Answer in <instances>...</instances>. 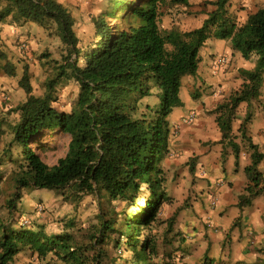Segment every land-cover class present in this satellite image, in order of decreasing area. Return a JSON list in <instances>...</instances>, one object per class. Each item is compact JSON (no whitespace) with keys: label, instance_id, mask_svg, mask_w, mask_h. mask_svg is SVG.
Listing matches in <instances>:
<instances>
[{"label":"trees","instance_id":"16d2710c","mask_svg":"<svg viewBox=\"0 0 264 264\" xmlns=\"http://www.w3.org/2000/svg\"><path fill=\"white\" fill-rule=\"evenodd\" d=\"M187 1L107 0L109 8L92 18V35L83 43L74 31V17L57 0H0V24H34L52 32L65 52L42 96L33 95L24 68L18 87L26 100L6 109L16 119L0 154L1 180L10 189L1 206L7 218H0V264H18L22 253L40 262L51 256L61 264H170L169 253L159 254L153 230L168 201L159 165L169 151L168 118L182 106L181 77L197 71L199 52L212 37L227 41L242 60L254 62L251 70H241L240 90L213 112L221 142L231 145L235 163L239 148L232 123L237 108L242 103L250 107L264 85V7L237 25L226 10L228 0H216L199 27L163 33L159 20L164 10ZM0 75H15L1 53ZM61 80L77 87L67 111L53 105ZM150 85L158 91V103L142 109ZM251 117L247 112L238 127L241 140L253 149L244 169L248 196L239 199L240 207L260 190L257 166L262 156L247 136ZM52 133L66 136L67 143L64 155L48 165L43 155L52 150L46 140ZM27 189L62 193L77 205L90 197L89 220L95 223L82 230L80 239L63 230L47 233L30 224L22 228L24 218H12ZM171 228L167 225L164 234ZM162 243L171 241L165 237Z\"/></svg>","mask_w":264,"mask_h":264},{"label":"rangeland","instance_id":"374dc122","mask_svg":"<svg viewBox=\"0 0 264 264\" xmlns=\"http://www.w3.org/2000/svg\"><path fill=\"white\" fill-rule=\"evenodd\" d=\"M57 1L62 3L74 17V31L83 43H86L92 35V18L97 17L105 9L109 8L106 3L107 0ZM215 1L188 0L186 6L179 5L165 9L159 20L160 30L163 33L172 29L184 32L199 27L206 18L207 13L214 10V6L211 4ZM262 7H264V0H228L226 4L229 16L237 25L243 24L248 15ZM8 25L10 24L8 23ZM10 26L15 31L18 30L17 34L12 33L11 37L7 35L6 37L9 39H5L3 34L0 35V53L6 57L15 69L13 77L10 79L3 78L7 80L3 89L9 87L11 90L0 88V100L2 99L6 103L5 109H14L11 106L13 103L10 95L11 91L17 87L24 68L28 69L33 95L42 96L45 91L46 81L55 76L65 53L58 38L50 31H45L30 23L22 26ZM223 42L213 38V41L204 44L199 52L197 71L192 75L181 77L179 97L182 101V106L175 109L168 118L169 151L159 165L164 179L163 190L168 201H165L160 208V223L153 230V233L158 236L159 254L162 256L169 253L170 257L166 258V262L170 264H186L183 261L187 258L198 257L197 250L187 252L183 245L185 246V243L188 242L191 244L195 239L197 241L198 236L196 234H198V231L200 230V233L201 229H205L208 225L205 218L200 215V211L204 209V199H201V190L205 181L210 179L209 175H212V170L208 166L199 167L197 163L199 158L197 149L205 143H202L195 133L197 130L209 132L210 126L209 124L207 126V122L211 120L210 118L213 120L215 108L226 102L230 97V94L227 96L230 92H226V97L222 98L221 102L213 109V69L218 71L221 67L225 68L231 62V60L230 62L228 61L231 46L227 41ZM225 42L227 43V48L222 49V45H225ZM23 43L26 45L25 50L20 49V45ZM236 54L237 58H240L237 52H235ZM220 58H225L226 63L218 65L216 61ZM249 63L254 66V62ZM233 64L235 65L236 62L234 61ZM238 75L243 82L241 70L238 71ZM55 90L54 97L56 102H53V105L59 110H69L76 97V85L72 81L61 80L56 85ZM234 93L232 92L231 95ZM149 94V97L142 99L140 102L142 109H145L146 105L149 109H154L158 103V91L153 85H150ZM215 94L217 97L222 95L219 92ZM260 96H258L259 99L257 97L253 100V104L250 106L252 109L264 100ZM5 97L6 100L4 99ZM250 107L247 108V111L251 110ZM239 113L243 112L237 110L235 120L238 118V120L242 121L243 117ZM191 114L194 117V121L187 125L183 121ZM14 117L16 116L10 117V124L16 119ZM4 129L2 138L7 141L10 138L9 129L7 127H4ZM46 140L52 146V150H47L43 155V159L48 165H52L64 155L67 138L61 134L52 133L47 136ZM201 172L204 173V176L200 175ZM1 178H4L2 173H0V218L6 219V211L1 206L5 200L4 197L8 195L10 189L6 180H1ZM211 199L213 198L211 197ZM211 199L209 203H211ZM92 209L93 205L90 197L82 199L77 205L71 199L63 196L62 193L27 189L22 191V202L18 206V214L12 219L13 222H16L23 217V220H26L34 229L37 226H41L47 233H58L61 230L68 231L72 236L80 239L82 238V230L86 229L89 224L95 223V221L89 220L93 216ZM205 209L207 213L211 210L208 204ZM70 222L74 223L73 226L70 225ZM28 224L25 226H28ZM169 224L172 226L171 232L165 235L166 226ZM21 226L23 225L21 224ZM165 237L166 240L171 241L170 245L162 243ZM122 256L127 255L123 254ZM17 263L61 264L54 261L51 256H48L44 262H40L34 258H29L28 253L27 255L22 253Z\"/></svg>","mask_w":264,"mask_h":264},{"label":"crops","instance_id":"0c3cea01","mask_svg":"<svg viewBox=\"0 0 264 264\" xmlns=\"http://www.w3.org/2000/svg\"><path fill=\"white\" fill-rule=\"evenodd\" d=\"M17 32L18 30L15 31L8 23L0 25V35H5V39L7 35L11 37L12 33L17 34ZM211 41L213 38H209L206 42ZM221 42L224 43L222 40ZM226 44L225 42V45H222V49L227 48ZM230 54L228 61L231 60V62L227 66L225 65V68L221 67L218 71L213 69V109L221 102L222 98L226 97V92H230L227 96L231 95L243 84L239 79L238 71L253 68V64L242 60L241 57L237 58V54L235 55L232 50ZM232 61H235L236 64L234 65ZM5 77L0 75L1 89L7 83V80L3 79ZM6 78L10 79L11 77ZM5 89L9 90L10 88L3 90ZM218 92L222 94L219 97L215 94ZM259 95L262 96L260 98L264 99V85L260 89ZM10 96L13 108L26 100V95L18 87V84L11 91ZM5 104L1 99L0 154L5 143L9 141L2 138L5 131L4 127L9 129V119L14 116L6 114ZM250 104H253V101ZM247 107L246 103H242L237 110L243 112L239 113L241 117H244L247 112H250L252 116L247 136L251 138L252 144L256 146L259 155L262 156V160L257 166V172L261 177L258 188L260 190L256 196L248 197L250 199L248 205L240 207L239 199L242 196H248L245 193V188L249 182L244 169L251 164L250 156L253 149L250 150L248 144L241 140L238 133L241 121L237 118L232 123V134L237 138L234 142L239 148L237 163H235L231 145L221 142V133L213 113V120L210 118L211 120L207 122V126L208 124L210 126L209 132L197 130L195 133L196 137L205 143L197 149L199 157L197 163L199 167L208 166L212 170V175H209L210 179L205 181L201 190L204 209L200 211V215L205 218L208 225L206 224L207 227L201 229L200 233V230L198 231L196 234L198 236L197 241L195 239L191 244L188 242L185 243V246L183 245L187 252L198 251L197 258L189 257L183 261L186 264H264V100L254 109L250 107L251 110L247 111ZM209 142L210 144H208ZM210 199L211 202L213 200L215 202L213 206L209 203ZM207 204L211 209L208 213L205 209ZM201 257L203 258L201 259Z\"/></svg>","mask_w":264,"mask_h":264},{"label":"built area","instance_id":"2783aa9c","mask_svg":"<svg viewBox=\"0 0 264 264\" xmlns=\"http://www.w3.org/2000/svg\"><path fill=\"white\" fill-rule=\"evenodd\" d=\"M20 49L25 50V49H26V45H25L24 43L21 44V45H20ZM216 62H217L218 65H223V64L226 63L225 58H220V59H218ZM4 99L6 100V97H5ZM193 121H194V117H193V115L191 114V115L187 116L183 122H184L185 124L189 125V124L193 123ZM200 175H201V176H204V173L201 172ZM210 204H211V206H213V205L215 204L214 200H213ZM27 224H28V222H27L26 220H23V221H22V225H23V226H25V225H27Z\"/></svg>","mask_w":264,"mask_h":264}]
</instances>
